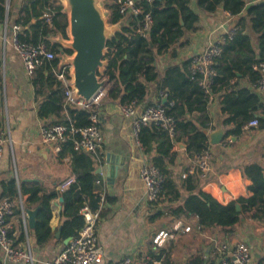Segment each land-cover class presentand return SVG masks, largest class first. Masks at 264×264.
Listing matches in <instances>:
<instances>
[{"label": "trees", "instance_id": "16d2710c", "mask_svg": "<svg viewBox=\"0 0 264 264\" xmlns=\"http://www.w3.org/2000/svg\"><path fill=\"white\" fill-rule=\"evenodd\" d=\"M253 1V2H252ZM142 12L129 19L108 41V65L104 71L108 87L106 98L110 101L125 104L144 102L150 86L163 92L159 101L167 107V114L175 122L173 136L154 124L140 128L137 139L150 161L158 168L163 185L161 198L178 201L180 191L173 178L171 166L176 159L173 150L178 143L185 146L189 159L208 153L210 147L208 131L213 130L209 114L210 99L216 95L221 97L220 110L223 115L221 124L225 129L224 138L238 136L247 128L248 123L256 119L255 128L264 129V103L253 87L260 77L254 66L264 63V0H137ZM249 2H252L249 4ZM109 12V23L116 24L122 20L114 4L106 7ZM222 9L237 19L235 32L226 37L221 44V56L215 61L216 75L207 88L199 83V76H192L189 59L181 65L173 64L160 72L156 60L174 45H184L182 39L189 31L197 28L198 13L212 14ZM58 0H36L34 7L24 9V18L19 23L22 27L20 38L23 42L37 44L44 42L54 52L52 60H44L32 75V83L36 87V95L41 98L39 115L53 117L49 124L60 123L68 128L85 127L90 124L89 109H82L65 101V86L57 78L60 51L67 54L71 51L51 42L61 35L66 37L67 17ZM5 0H0V25L6 19ZM149 13L151 23L145 33L138 30L143 25V17ZM49 15V21L46 20ZM10 12H7V19ZM256 35L257 47L253 44L251 34ZM175 56V52L170 53ZM56 71V72H55ZM102 105H100L101 108ZM74 135H68L58 152L60 158L69 155L73 180L63 191L45 192L39 184L29 187L19 186L15 178L2 181V197L16 198L18 192L22 196L25 209H35L33 229L34 244L44 247L54 240V232L50 227L52 217L51 202L62 198L60 213V236L58 241L75 238L84 227L81 210L87 207L91 212L99 210L101 220L102 206L100 193L96 191L97 159L91 154L77 152L73 149ZM262 163L249 162L240 166L243 179L250 181L246 189L248 197H238L227 204H221L210 194L198 190L200 172L194 166V173L181 179V188L187 192L181 204L169 208L172 218L196 221L201 229L219 226L227 235L246 213L251 220L264 221V146ZM159 199V200H160ZM105 194V202L113 201ZM239 206V210H237ZM19 212V211H18ZM99 220V221H100ZM97 222V225L99 223ZM23 230V228H22ZM24 231L17 239L25 242ZM57 240V239H55ZM15 244L17 245V243ZM150 258L138 256L134 260L142 264H151L152 260L160 264H176L171 261L169 249H161L158 254L150 253ZM133 260V261H134ZM0 264H2L0 260ZM187 264H204L200 257H193Z\"/></svg>", "mask_w": 264, "mask_h": 264}, {"label": "crops", "instance_id": "0c3cea01", "mask_svg": "<svg viewBox=\"0 0 264 264\" xmlns=\"http://www.w3.org/2000/svg\"><path fill=\"white\" fill-rule=\"evenodd\" d=\"M35 5L36 0H10L6 44L2 40L3 24L0 25V122L7 121L10 127V142L4 143L0 162V197L1 182L11 177L15 178L18 186L39 184L45 192L63 191L68 187L66 183L74 178L70 156L60 158L51 144L43 143L40 139L39 126L48 125L54 118L39 115L41 98L36 95L32 76L26 73L19 55L10 43L13 24L23 20L27 6ZM198 16L196 30L187 32L182 39L184 45L174 44L167 53L157 58L156 66L160 75L167 67L181 65L193 53L202 51L237 23L236 18L228 17L222 9L212 14L199 12ZM127 21L126 19L125 23ZM250 34L256 48V35ZM171 52L176 55L171 56ZM107 87L108 82L104 91ZM259 96L264 103V95ZM103 98L100 102V131L103 142L96 157L99 160L96 163L95 188L97 192L104 191L114 200L105 202L101 220L97 225L98 242L103 250V261L100 264H122L125 257L131 259V264H142L134 258L142 256L145 260L152 259L150 253L158 254L161 249H169L170 259L176 264H187L193 257L202 258L204 264H217L219 244H231L235 240H242L250 248L253 255L251 264H264V221L251 220L249 213L227 235L219 226L201 229L193 219L187 222L185 219L172 218L168 214L169 208L181 204L187 195L181 188V179L187 176V172L194 173V161L188 158L185 147L173 148L176 159L171 166L180 199L169 201L168 198H161L156 205L147 201L138 177L141 151L135 144L131 121L120 114L118 102ZM220 99L219 95L210 99L208 109L214 129L208 131V139L214 132H222L223 136L217 144L209 142L207 154L211 168L206 177L198 175V190L210 194L221 204H227L238 197L250 195L246 189L250 181L243 179L240 166L249 162L262 163L264 129L247 127L238 136L224 138ZM155 101H159V93L155 85H151L144 102L137 105L138 110ZM107 155L111 156L109 161L119 168L112 194H109L106 182L109 165L106 162ZM185 167L187 172L184 171ZM61 209L62 202H59V198L54 199L51 202L50 219L54 240L41 248L34 244L33 229L30 228L27 218L28 227L24 237L29 240L33 264H46L65 245L64 241H58L55 236L61 228ZM186 227L190 228L189 231H185ZM22 228V218L17 211L12 218L15 242L24 231ZM24 243L18 242L17 245L22 247ZM0 260L2 264H25L3 260L1 255Z\"/></svg>", "mask_w": 264, "mask_h": 264}, {"label": "built area", "instance_id": "2783aa9c", "mask_svg": "<svg viewBox=\"0 0 264 264\" xmlns=\"http://www.w3.org/2000/svg\"><path fill=\"white\" fill-rule=\"evenodd\" d=\"M110 1L116 6L122 18L125 17L127 20L135 18L142 12L141 6L137 0ZM146 1L151 2L152 0ZM5 12L6 19L3 23L2 35L3 44L7 43V4H5ZM225 14L231 17L226 11ZM45 17L46 20L49 21V15L45 14ZM150 23V15L146 13L143 17V25L138 32L145 33ZM12 30L13 35L10 43L19 55L23 67L29 76L34 74L36 68L40 66L44 60H52L55 57L54 52H52L44 42L37 44L23 42L20 38L22 27L18 22L13 24ZM234 32L235 27H232L220 38L208 44L202 51L193 53L189 57L191 74L192 76H199V83L203 87L207 88V86L212 83L216 75L214 64L222 53L221 44L226 37H231ZM57 56L60 58L61 54ZM254 69L259 71L260 77L254 83L253 87L259 94L264 95V63L260 62L258 65L254 66ZM56 73L57 78L61 80L65 86V101L82 109H89L90 124L79 128L74 126L68 128L66 125L60 123L40 125L38 129L40 139L43 143L51 144L54 152L58 153L61 149V144L67 139V136L74 135L73 149L75 151L85 152L97 157L103 142V136L100 131V102L105 96V91L104 89L99 91L91 99L90 103L86 104L83 100L75 99L73 96V90L70 87L71 79L69 68L64 67L61 70L58 69ZM102 78H105L104 73L101 75V79ZM159 95L165 96L163 92H159ZM118 109L120 114L131 121L135 144L141 151L138 177L145 191L147 201L152 205H156L160 199L164 180L158 168L150 161V157L144 153L137 139V135L142 126L154 124L166 130L170 136H173L175 126L174 119L167 114V107L160 101L152 102L144 106L140 111L135 102L119 104ZM257 124V120L253 119L248 123L247 127H256ZM5 142H10V127L7 121L4 123L0 122V162L3 156ZM195 165L200 172V176L206 177L211 168L208 154L206 153L195 157L194 166ZM70 182L71 180L66 184ZM99 193L100 203L103 207L105 204V192L102 191ZM17 211H19L22 218V227L26 234L28 227L27 214L23 206L21 194L18 192V196L13 199L9 197H0V255L3 260L33 264L34 258L31 253L29 240L26 238L24 246L22 247L15 244L12 234V218ZM81 214L84 218V227L80 230L79 235L75 238H70L68 243L46 264L102 263L103 250L97 237V222L100 220L99 210L91 212L85 207L81 210ZM189 229V227H186L185 231H189ZM217 253L219 255L217 264H251L253 259L250 248L242 240H235L231 244H219ZM131 263L132 261L129 257H125L122 261V264ZM151 264H160V262L152 260Z\"/></svg>", "mask_w": 264, "mask_h": 264}, {"label": "water", "instance_id": "95a60500", "mask_svg": "<svg viewBox=\"0 0 264 264\" xmlns=\"http://www.w3.org/2000/svg\"><path fill=\"white\" fill-rule=\"evenodd\" d=\"M62 12L67 17L66 37L58 35L51 39V42L71 51V54L60 51L58 69L69 68L70 87L73 90L75 99H81L89 104L91 99L107 84V79L102 78L108 59L107 43L114 35L121 30L127 18L123 17L116 24L109 23L110 12L106 8L111 4L110 0H60ZM222 132H214L209 136L211 144L221 141ZM179 148H184L182 143H178ZM111 156L107 155L106 182L109 194H112L114 182L118 175L119 168L109 161ZM62 202V198H59ZM237 206V210H239ZM26 210L30 228L34 227L35 213ZM57 238L60 232L55 235ZM70 238L64 240L67 244Z\"/></svg>", "mask_w": 264, "mask_h": 264}, {"label": "rangeland", "instance_id": "374dc122", "mask_svg": "<svg viewBox=\"0 0 264 264\" xmlns=\"http://www.w3.org/2000/svg\"><path fill=\"white\" fill-rule=\"evenodd\" d=\"M5 2H6L5 4H7V10L9 12V10H10V0H6ZM58 3L62 4L60 0H58Z\"/></svg>", "mask_w": 264, "mask_h": 264}]
</instances>
